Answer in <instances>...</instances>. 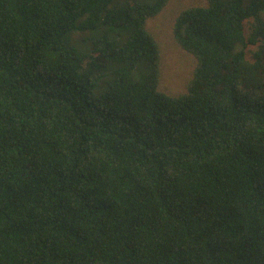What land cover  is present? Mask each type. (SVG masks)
Returning a JSON list of instances; mask_svg holds the SVG:
<instances>
[{
	"label": "trees",
	"instance_id": "obj_1",
	"mask_svg": "<svg viewBox=\"0 0 264 264\" xmlns=\"http://www.w3.org/2000/svg\"><path fill=\"white\" fill-rule=\"evenodd\" d=\"M0 0V264H264V0Z\"/></svg>",
	"mask_w": 264,
	"mask_h": 264
},
{
	"label": "rangeland",
	"instance_id": "obj_2",
	"mask_svg": "<svg viewBox=\"0 0 264 264\" xmlns=\"http://www.w3.org/2000/svg\"><path fill=\"white\" fill-rule=\"evenodd\" d=\"M195 0H171L162 14L148 20V28L161 46L162 88L171 93L185 90L196 59L174 39L172 25L179 11Z\"/></svg>",
	"mask_w": 264,
	"mask_h": 264
}]
</instances>
